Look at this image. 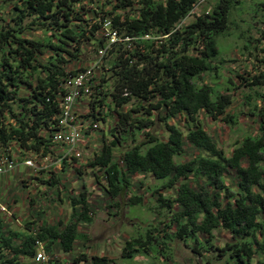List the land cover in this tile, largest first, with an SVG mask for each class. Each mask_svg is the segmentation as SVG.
<instances>
[{"label":"trees","instance_id":"obj_1","mask_svg":"<svg viewBox=\"0 0 264 264\" xmlns=\"http://www.w3.org/2000/svg\"><path fill=\"white\" fill-rule=\"evenodd\" d=\"M15 1L9 23L0 24V151L19 152V162L26 153L37 164L48 158L52 165L51 158H59L62 147L52 142V136L64 84L107 46L103 23L109 20L119 40L101 60L87 118H92V125L104 107L116 123L109 131L112 140L86 165L101 173L104 196L115 206L126 195L129 177L140 174L175 189L172 198L158 200L169 210L177 206L163 229L153 228L144 239L126 241L122 256L130 258L139 249L149 252L161 232L163 246L171 239L192 242L194 254L202 256L217 247L199 236L211 239L213 231L224 230L231 242L219 248L222 256L235 264H264V259L254 263L255 257L264 256V58L249 78L239 74L242 86L254 91L244 103L255 117L257 134L237 141L226 156L202 122L206 117L234 123L235 116L227 112L232 100L228 90L219 94L203 81L221 67L216 62L218 39L227 34L234 13L248 12L264 39V0H208L210 9L186 25L182 21L201 0ZM243 49H250L249 41ZM157 123L162 135L152 132ZM80 163H86L85 154ZM60 166L59 174L49 167L36 175L22 164L17 171L30 172L28 178L49 189L57 188L60 176L68 177L71 168L73 174L81 173L75 160ZM11 175L0 183L8 185ZM28 181L22 179L20 186L28 187ZM67 193L68 220L35 210L33 220L14 227L16 216L8 221L0 213V264H39L35 258L40 245L51 264L58 262L56 253H73L76 244L88 249L83 228L92 224L93 206L84 187L77 194ZM141 200L132 196L129 205ZM34 204L29 198L28 206ZM172 227L175 230L167 234ZM83 254L75 264H109L106 257Z\"/></svg>","mask_w":264,"mask_h":264},{"label":"rangeland","instance_id":"obj_2","mask_svg":"<svg viewBox=\"0 0 264 264\" xmlns=\"http://www.w3.org/2000/svg\"><path fill=\"white\" fill-rule=\"evenodd\" d=\"M15 2V0H0V24L9 23V19L14 13L12 7ZM210 4L211 2L208 0H201L182 23L186 25L192 22L195 15L208 11L211 7ZM251 18L252 16L248 12L234 13L227 34L218 39L220 55L216 62L221 67L212 74L205 75L203 81L219 94L228 90L232 99L227 112L235 116L234 123L224 124L206 117L202 119L205 129L210 135L217 138L218 145L226 156L231 154L237 141L246 135L257 134L255 117L250 116L248 107L244 103L245 97H249L254 91L242 86L243 82L239 77L240 74L242 78H249V74L251 75L258 66H262L261 60L264 58L262 51L264 39L261 38L259 30ZM34 36L37 37L38 32L34 33ZM257 40H261V42ZM247 41L250 42L249 50L243 49V45ZM220 60H223L222 64ZM101 73L102 71L99 76ZM97 82L100 83L99 78ZM92 102L93 99L81 101L75 112L80 114L79 125L85 128L82 152L85 154L86 163L77 162L80 164L81 173L74 175L72 172L74 168H71L69 176L67 177L65 173L62 174L61 178L59 177L58 187L51 189L42 182H38L37 179L28 178L30 172L26 170H22V173L19 170L12 174V180L8 185L7 181L0 183V204L7 206L8 210L18 219V222L13 221V226L17 227L20 224L23 225L24 221L33 220L35 210H43L46 217L58 216L68 220L71 208L66 198L69 195L67 192L77 194L84 187L94 210L92 224L88 228H83L89 236L86 242L88 249L82 248L80 243L76 244L73 253L66 254L67 264H75L74 259H77L81 253L89 258L106 257L109 259V264H235L230 257L222 256L223 252L219 250L231 242L230 234L224 230L213 231L211 239L208 236H199L203 243H210L212 247H217L213 252H202V256L194 254L190 247L192 242L171 239L167 240L166 245L163 246L161 242L166 240L163 236L164 232L160 233L159 238L154 236L156 239L151 242L150 247L148 246L149 252L139 249L133 252L130 258L122 256L126 241L137 240L140 237L144 239L148 230L153 228L161 230L165 227L163 223L171 219L177 206L173 205L170 210L163 208L159 204L158 198L159 196L165 199L172 198L176 191L161 187L164 181H157L149 174H140L129 177L126 195L115 201L117 206L107 200L102 190V185L105 183L102 181L101 173L96 169L88 168L86 164L87 160L91 159L95 153H99L104 144H108L112 140L109 131L114 127L116 118L109 115L104 107L100 108V119L97 118L93 121L92 125L97 126L96 129H93L90 125L92 118H87L92 112ZM95 111L98 112V109L96 108ZM85 120L89 121L85 122ZM156 131L159 135L163 134L161 125L158 123L152 128L153 133ZM141 136L142 134L138 135V141L143 140ZM56 160L54 157L51 158L52 165L50 167L52 172L59 174L62 167L56 163ZM22 179L29 180L28 187L20 186ZM132 196H140L141 203L129 205V199ZM29 198L35 200L33 207L28 206ZM109 204L114 207H108ZM10 220L11 218H8V221ZM83 229L82 231H84ZM174 230L175 228L172 227L166 233L171 235ZM154 235H159V233ZM258 259H264L263 254L255 257L254 263ZM57 261L59 264L62 263L59 257H57ZM58 262L54 264H58ZM86 262L81 263L87 264Z\"/></svg>","mask_w":264,"mask_h":264},{"label":"built area","instance_id":"obj_3","mask_svg":"<svg viewBox=\"0 0 264 264\" xmlns=\"http://www.w3.org/2000/svg\"><path fill=\"white\" fill-rule=\"evenodd\" d=\"M103 27L107 31V37L109 42L104 49L97 52L95 59L81 72L74 77H69L64 84V93L59 98V110L60 113L56 117L55 131L52 136V142L56 145H60L62 148L57 152L59 158L56 163L62 164L63 161L70 163L75 160L77 162L84 160V154L82 152V145L84 140L85 128L79 125L78 114L76 108L81 101L91 98L93 96V80L100 68L101 60L104 57L111 45L117 43V32L111 29V22L105 20ZM145 39H149L145 37ZM125 40H128L125 38ZM120 40V41H125ZM93 129H96V125H92ZM19 152H13L10 150L7 152L0 151V181L5 177L18 172L19 165H24L29 168L31 173L38 174L40 169L48 170L50 164L49 159L45 158L43 163L37 164L35 159L28 156L22 157V161L19 162ZM0 213L4 214L7 218H12L13 213L8 210L7 206L0 204ZM18 222V219L15 220ZM52 260L43 247L40 245L36 254L35 262L39 264H51Z\"/></svg>","mask_w":264,"mask_h":264},{"label":"crops","instance_id":"obj_4","mask_svg":"<svg viewBox=\"0 0 264 264\" xmlns=\"http://www.w3.org/2000/svg\"><path fill=\"white\" fill-rule=\"evenodd\" d=\"M69 167H71V166H68V167H66V172L68 171V169H69ZM73 172V171H72ZM74 174H76V173H74ZM59 254L57 255L60 259H61V262L62 263H60V264H67L68 262H67V256H66V254H62V253H60V252H58ZM57 254V253H56Z\"/></svg>","mask_w":264,"mask_h":264}]
</instances>
